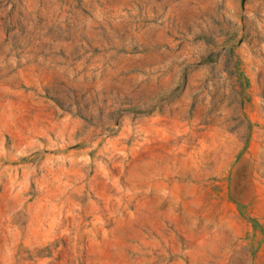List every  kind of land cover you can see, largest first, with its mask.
<instances>
[{
    "label": "rangeland",
    "instance_id": "rangeland-1",
    "mask_svg": "<svg viewBox=\"0 0 264 264\" xmlns=\"http://www.w3.org/2000/svg\"><path fill=\"white\" fill-rule=\"evenodd\" d=\"M0 264H264V0H0Z\"/></svg>",
    "mask_w": 264,
    "mask_h": 264
}]
</instances>
